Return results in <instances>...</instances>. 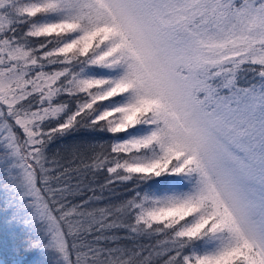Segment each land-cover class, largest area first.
<instances>
[{
	"label": "snow or ice",
	"instance_id": "snow-or-ice-1",
	"mask_svg": "<svg viewBox=\"0 0 264 264\" xmlns=\"http://www.w3.org/2000/svg\"><path fill=\"white\" fill-rule=\"evenodd\" d=\"M0 264H264V0H0Z\"/></svg>",
	"mask_w": 264,
	"mask_h": 264
},
{
	"label": "trees",
	"instance_id": "trees-1",
	"mask_svg": "<svg viewBox=\"0 0 264 264\" xmlns=\"http://www.w3.org/2000/svg\"><path fill=\"white\" fill-rule=\"evenodd\" d=\"M103 136H104L103 133H96V134H95V139H96V140H100ZM103 180H104V177H103V176H98V177L96 178V183H102ZM105 195L107 196V193H105Z\"/></svg>",
	"mask_w": 264,
	"mask_h": 264
}]
</instances>
